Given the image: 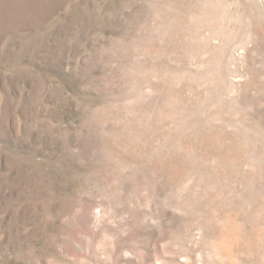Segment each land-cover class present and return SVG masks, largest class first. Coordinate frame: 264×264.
I'll return each mask as SVG.
<instances>
[{"label":"rangeland","instance_id":"374dc122","mask_svg":"<svg viewBox=\"0 0 264 264\" xmlns=\"http://www.w3.org/2000/svg\"><path fill=\"white\" fill-rule=\"evenodd\" d=\"M0 264H264V0H0Z\"/></svg>","mask_w":264,"mask_h":264}]
</instances>
